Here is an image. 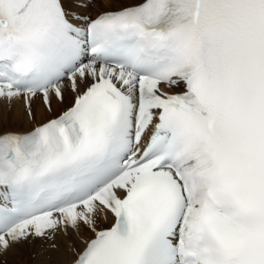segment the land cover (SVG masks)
<instances>
[{
	"label": "snow or ice",
	"instance_id": "snow-or-ice-1",
	"mask_svg": "<svg viewBox=\"0 0 264 264\" xmlns=\"http://www.w3.org/2000/svg\"><path fill=\"white\" fill-rule=\"evenodd\" d=\"M93 2L0 0V256L264 264V0Z\"/></svg>",
	"mask_w": 264,
	"mask_h": 264
},
{
	"label": "bare ground",
	"instance_id": "bare-ground-1",
	"mask_svg": "<svg viewBox=\"0 0 264 264\" xmlns=\"http://www.w3.org/2000/svg\"><path fill=\"white\" fill-rule=\"evenodd\" d=\"M114 6L119 7L120 5L119 3H115ZM96 8H99V7H96ZM71 100H72L71 94H67L65 104L63 105L56 104L57 108L55 109V112L59 111L61 107H65L68 103L71 102ZM3 105H4V108L3 110L1 108L0 112H2L5 116H8L7 118H9L10 115L12 116L14 114L15 116L13 118V122L14 124H17L19 128L31 127V124H29L28 121L23 117L22 115L23 112L21 113L16 112V113L11 114L10 112L12 111L9 110V105L6 103H4ZM19 105L20 103L18 102L11 106H15L16 108H18L20 107ZM33 107L39 110L43 107V105L40 103L39 98L36 99ZM8 110L10 112H8ZM47 115H48L47 113L41 115L39 119L37 120V122H39L42 119L47 118ZM108 223L102 222L100 225H105V224L107 225ZM85 234H90V233H85ZM72 239L75 240L77 247H80L82 245L79 242V240L76 239V237H73ZM49 244H50L49 241L36 240V241L28 242V243L14 245L6 254H4L3 256H0V264H22L24 258H26L25 264H68L74 258L71 253L68 239L66 237H57V240H56L57 248L56 249L50 248ZM30 253L35 255V257L33 258L34 260L32 258H29Z\"/></svg>",
	"mask_w": 264,
	"mask_h": 264
},
{
	"label": "rangeland",
	"instance_id": "rangeland-1",
	"mask_svg": "<svg viewBox=\"0 0 264 264\" xmlns=\"http://www.w3.org/2000/svg\"><path fill=\"white\" fill-rule=\"evenodd\" d=\"M103 2L104 1H98V2H95V4H94V7H92V8H89V9H91V10H93V9H95V10H104V7H103ZM96 7H99V8H96ZM20 103V107H18V108H16L15 106H9V110H11L12 112H10L9 110H8V112H10L11 114H13V113H21V112H23V103L22 102H19ZM69 104V103H68ZM67 104V105H68ZM22 105V106H21ZM66 105V106H67ZM65 106V107H66ZM13 107H15V108H13ZM21 107H22V109H21ZM1 108H2V110H3V108H4V105L2 104V105H0V110H1ZM11 108H13V109H15V110H13V109H11ZM57 108V105L55 104V109ZM62 108H64V107H61L60 108V110L62 109ZM20 109H21V111H20ZM59 110V111H60ZM36 111H37V120L39 119V117L41 116V115H43V114H45V112H44V110H43V107L39 110V109H36ZM59 111H57V112H55L54 113V115L55 114H57ZM14 114L11 116H9V118H8V124L10 125V126H12V127H17V128H19L18 126H17V124H14V122H13V118H14ZM6 117H8V116H6ZM106 225V224H105ZM100 226H104V225H100ZM29 258H34L35 257V255L34 254H32V253H30L29 254ZM34 260V259H33ZM23 263L25 264L26 263V258H24L23 259ZM22 263V264H23Z\"/></svg>",
	"mask_w": 264,
	"mask_h": 264
}]
</instances>
